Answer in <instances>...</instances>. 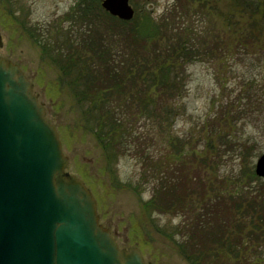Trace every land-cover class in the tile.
<instances>
[{
  "label": "trees",
  "instance_id": "1",
  "mask_svg": "<svg viewBox=\"0 0 264 264\" xmlns=\"http://www.w3.org/2000/svg\"><path fill=\"white\" fill-rule=\"evenodd\" d=\"M220 1L174 0L157 19L138 10L133 0L135 17L125 22L105 12L102 0H78L59 23L36 28L23 20L22 25L42 60L55 66L56 84L77 107L78 129L96 140L112 174L122 157L136 158L142 169L139 182L127 187L140 196L142 210L149 217L157 213L182 218L176 227L159 228L180 255L189 264H261L252 257L259 251L252 250L264 242V179L250 166L239 170L234 185L229 177L202 175L219 163V146L249 152V145L233 142L218 128L222 144L213 138L200 153L186 150V140L180 146L167 141L168 149L162 139L157 148L154 130L164 129L176 114L186 67L216 57L214 49L220 44L210 46L208 38L213 21L223 18ZM226 1L231 37L246 43L248 54L260 53L264 60V0ZM246 84L253 91L254 84ZM234 103L224 104L229 112L237 109ZM146 124L150 128L140 130ZM145 186L152 192L147 201L142 197Z\"/></svg>",
  "mask_w": 264,
  "mask_h": 264
},
{
  "label": "rangeland",
  "instance_id": "2",
  "mask_svg": "<svg viewBox=\"0 0 264 264\" xmlns=\"http://www.w3.org/2000/svg\"><path fill=\"white\" fill-rule=\"evenodd\" d=\"M77 1L0 0V36L3 41L0 58L19 65L32 82L34 94L45 107L47 119L59 132L63 153L69 160L67 172L82 180L91 190L97 201L99 223L110 231L119 248H135L146 263L189 264L178 252L176 244L159 232V228L176 227L182 218L157 213L149 217L142 210L140 196L127 187L128 183L139 182L141 165L136 158L124 156L116 164V174H112L96 140L78 129L77 107L68 91L56 84L55 66L42 60L39 47L24 33L23 20L27 26L36 28L59 23ZM137 1L138 10L150 12L159 19L171 8L174 0ZM130 3L136 11L133 0ZM219 9L223 18L213 21L211 28L214 31L208 38L210 46L220 44L219 50L214 49L216 57L210 56L186 67L185 90L174 104L176 114L169 124L163 125L161 132L157 127L154 130L157 148L161 146L159 140L162 139L166 146L167 141L180 146V142L186 140V150L200 153L205 144L211 145L213 138L217 145L222 144L217 138L218 128L233 142L248 144L249 152L244 148L219 146L221 152L216 158L219 163L214 169L209 168L202 173L205 179L213 174L220 179L229 177V184L234 185L239 170L250 166L255 172L257 160L264 155V60L260 53L248 54L246 43L242 45L236 36L231 37L226 0L220 1ZM12 11L18 13L11 17ZM227 43L229 45L225 49ZM221 47H224V52ZM249 82L254 84L253 91L248 90L249 85L245 87ZM230 101H236L237 109L229 112L224 104ZM224 119L225 122H221ZM150 126L146 124L140 130H148ZM197 162L194 168L198 167ZM115 176L119 186L114 182ZM151 195V189L145 186L143 200L147 201ZM257 251L256 256L251 255L254 261L262 264L264 242H260L259 249L252 250L253 253Z\"/></svg>",
  "mask_w": 264,
  "mask_h": 264
},
{
  "label": "water",
  "instance_id": "3",
  "mask_svg": "<svg viewBox=\"0 0 264 264\" xmlns=\"http://www.w3.org/2000/svg\"><path fill=\"white\" fill-rule=\"evenodd\" d=\"M130 1L103 0L102 7L128 22L135 16ZM68 167L33 84L1 58L0 264H152L135 248H119L99 223L91 190ZM255 173L264 178V155Z\"/></svg>",
  "mask_w": 264,
  "mask_h": 264
},
{
  "label": "flooded vegetation",
  "instance_id": "4",
  "mask_svg": "<svg viewBox=\"0 0 264 264\" xmlns=\"http://www.w3.org/2000/svg\"><path fill=\"white\" fill-rule=\"evenodd\" d=\"M8 1H10V0H8ZM8 4H9V2H8ZM38 96V95H37Z\"/></svg>",
  "mask_w": 264,
  "mask_h": 264
}]
</instances>
